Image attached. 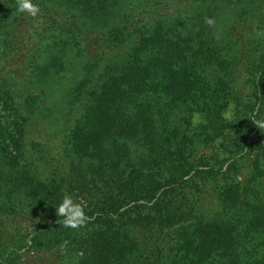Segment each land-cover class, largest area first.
Wrapping results in <instances>:
<instances>
[{
	"label": "trees",
	"instance_id": "1",
	"mask_svg": "<svg viewBox=\"0 0 264 264\" xmlns=\"http://www.w3.org/2000/svg\"><path fill=\"white\" fill-rule=\"evenodd\" d=\"M118 1L62 0L78 16L61 29L55 43L63 42L61 49L73 42L98 60L135 39L98 80L92 73L98 64L90 62L68 89L75 102L88 96L68 133L78 170L59 180L29 167L23 146L31 120L19 113L23 104L34 110L40 94L32 89L44 94L47 76L63 68L51 50L37 63L46 47L54 49L47 44L57 39L54 28L27 48L20 37L28 30L5 24L7 11L0 12V51L26 49L29 57V68L0 69V216H10L17 199L28 200L31 216L40 219L30 232L0 230V264L44 254L56 264H264V128L253 122L264 119V45L253 79L256 102L247 112L230 78L234 63L214 37L162 19L132 24ZM238 1L242 11L256 4ZM91 24L101 31L100 44L89 40ZM208 147L213 163L197 154ZM210 188L215 211L201 214ZM65 193L84 203V226L60 223L55 206Z\"/></svg>",
	"mask_w": 264,
	"mask_h": 264
},
{
	"label": "rangeland",
	"instance_id": "2",
	"mask_svg": "<svg viewBox=\"0 0 264 264\" xmlns=\"http://www.w3.org/2000/svg\"><path fill=\"white\" fill-rule=\"evenodd\" d=\"M34 2L37 3L36 0ZM45 2V5L49 7L48 10L43 4ZM118 3L122 6V10L118 9L121 11V16H124L127 20L129 19L132 24L138 21L142 26L150 18L162 19L174 23L173 25L177 28L192 35L205 34V36L214 37L219 48L223 49V52H226L234 63L230 78L244 102L243 110L247 112H250L247 109L252 110L257 96L253 83L256 75V58L264 45V0H255L256 4L254 5L244 4L246 10L243 11L238 0H131V2L129 0H119ZM38 5L40 12L36 17H33L26 12H17L16 0H0V12L3 15L7 11L5 24L9 26L16 23L18 25L22 24L21 28L28 30V32L23 33V37H20L27 44V48L40 44L38 34L44 32L47 26L54 28L52 34L54 33L57 39L53 38L47 41V44L54 46V49L46 47L45 52L42 53L43 57L37 63L42 64L46 62V58H51V54L49 55L51 50L53 56L60 57L63 68L60 69V65L54 66V68L60 70L47 76L48 81L45 83V87L42 86L45 90L44 94L40 93V86L35 84L39 87L32 89V93L40 94L38 104L33 106V111L29 112L26 110V105L23 104L19 109V113L31 120L29 123V119H27L25 125L27 140L24 143L25 146H23L28 150L27 162L29 167L36 172L42 173L44 171L45 175L47 174L50 178L55 176L59 180L71 177L74 171L78 170L77 159L73 160L69 153L68 133L83 112L84 103L87 101L88 96L87 94L84 99L75 102L73 96L68 94V89L84 75L90 62L98 64L92 72L95 81L98 80L100 74L105 73L108 64L118 62L125 57L135 38L132 37L128 42L109 49L98 60H95V57L86 51H79L78 46L74 45L73 42L61 49L63 42H60L59 45L55 43L58 42V37L62 35L61 29L69 24L67 18L71 14H75V10L65 5L62 0H40ZM207 17H211L215 21L214 25L210 26L205 22ZM81 20L82 22L86 21L84 18ZM90 26L93 29V25ZM0 30H2V27H0ZM92 31L89 40L100 44L101 41L96 35L101 31L94 29ZM2 50L0 51L2 57L0 69L3 72L7 70V73H9L11 68H4L12 64L19 68L28 65L29 68V57L25 54L27 53L26 49L24 50L25 53L22 54L21 52L20 55H17L16 51H12L10 48L5 52ZM32 50L34 51V49H31L29 52L32 53ZM16 76L14 75L13 78ZM1 113L5 120H12L13 117L8 111L2 110ZM9 125L17 134L20 133V129L15 127L12 122ZM211 153V147H208L201 149L197 154L198 156L203 155V162H209L208 159L211 158L210 162L213 163ZM68 190L67 188L66 192ZM212 191L211 188L206 190L205 197L201 199L200 207H198L201 214H212L215 211L216 206L213 204ZM4 200V197H0V203H3ZM15 201L17 205L12 214L10 216L4 214L0 216V230L7 232L4 229V227H7L12 231L30 232L38 225L40 219L31 216V206L28 200L23 203H19L17 199ZM2 264L13 263L6 261ZM17 264L56 263L53 257L44 254L42 256H24Z\"/></svg>",
	"mask_w": 264,
	"mask_h": 264
},
{
	"label": "clouds",
	"instance_id": "3",
	"mask_svg": "<svg viewBox=\"0 0 264 264\" xmlns=\"http://www.w3.org/2000/svg\"><path fill=\"white\" fill-rule=\"evenodd\" d=\"M16 10L19 13H28L36 17L40 8L34 0H16ZM208 25H214L215 21L207 17L205 21ZM227 115V114H226ZM259 128H264V119L253 121ZM56 215L60 218V223L66 228L76 229L87 223L86 208L82 201L74 199L71 193H65L60 202L55 206Z\"/></svg>",
	"mask_w": 264,
	"mask_h": 264
}]
</instances>
